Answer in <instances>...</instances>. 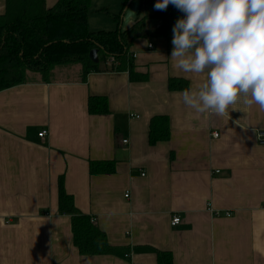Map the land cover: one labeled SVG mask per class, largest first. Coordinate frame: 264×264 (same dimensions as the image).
Masks as SVG:
<instances>
[{
	"label": "crops",
	"instance_id": "crops-1",
	"mask_svg": "<svg viewBox=\"0 0 264 264\" xmlns=\"http://www.w3.org/2000/svg\"><path fill=\"white\" fill-rule=\"evenodd\" d=\"M108 4L115 5L111 13L123 6L92 0L91 30L118 27L98 11ZM5 11L0 0V15ZM95 14L111 23L91 26L98 25ZM154 14L153 4L135 0L122 28L145 17L154 31L162 25ZM173 35L172 28L134 40V71L145 80L103 62L83 81L82 66L72 64L55 71L73 77L0 91V264H158L160 251L170 252L173 264H264V144L257 138L264 111L238 102L217 116L184 106L180 94L204 76L174 67ZM172 79L187 87L171 88ZM90 96L107 97L109 113L90 114ZM160 115L169 119L170 139L152 145L151 120ZM91 161H113L116 171L92 174ZM60 176L115 253H80L71 217L59 212ZM174 215L182 218L178 226Z\"/></svg>",
	"mask_w": 264,
	"mask_h": 264
},
{
	"label": "trees",
	"instance_id": "trees-1",
	"mask_svg": "<svg viewBox=\"0 0 264 264\" xmlns=\"http://www.w3.org/2000/svg\"><path fill=\"white\" fill-rule=\"evenodd\" d=\"M135 0H122L118 13H111L108 7L100 12L111 15L117 22L115 30H91L88 15L92 0H58L48 8L46 0H6V11L0 15V91L30 81L28 72L48 75L52 69L61 65L80 64L83 81L90 72H100V64L115 58L111 66L114 71H128L132 80H145L146 76L134 71V60L130 48L135 39L146 35H167L178 19L185 13L169 4L165 10L155 9L154 17L162 20V25L154 31L146 30L145 17L129 29L122 28L123 15ZM157 0H145V4L155 5ZM99 50L100 62L90 58V52ZM119 60V61H118ZM43 80V79H42ZM50 79H44L49 82ZM171 88H186L185 82L170 80ZM90 114L109 113L108 98L90 96ZM171 131L166 116H155L151 120L149 142L154 145L168 141ZM113 161L90 162L92 174L114 173ZM59 212L71 217L73 242L83 255H103L115 253L107 235L83 213L75 204L74 196L65 188L64 176L59 177ZM158 264H173L170 252L158 253Z\"/></svg>",
	"mask_w": 264,
	"mask_h": 264
},
{
	"label": "clouds",
	"instance_id": "clouds-1",
	"mask_svg": "<svg viewBox=\"0 0 264 264\" xmlns=\"http://www.w3.org/2000/svg\"><path fill=\"white\" fill-rule=\"evenodd\" d=\"M169 4L185 13L173 27L174 67L204 76L180 94L183 105L217 116L238 102L264 111V0H157L154 7Z\"/></svg>",
	"mask_w": 264,
	"mask_h": 264
},
{
	"label": "rangeland",
	"instance_id": "rangeland-1",
	"mask_svg": "<svg viewBox=\"0 0 264 264\" xmlns=\"http://www.w3.org/2000/svg\"><path fill=\"white\" fill-rule=\"evenodd\" d=\"M99 2H104L105 0H98ZM106 7H108L111 11H113L114 9V7H115V5H113V4H108V5H106ZM89 15H92V11H91V9H90V12H89ZM125 15V14H124ZM95 18H97V24L98 25H91V26H99L100 24H102V21L103 20H108L110 23H111V20H109L110 18H109V16H103V15H101V14H95V16H94ZM108 17V18H107ZM124 20V19H123ZM100 28H102V29H104V27H100ZM100 28H98V29H100ZM97 29V30H98ZM105 30H108V29H105ZM99 51V50H98ZM98 55H99V53H98ZM99 58H100V56H99ZM75 65H78V66H80V64H75ZM78 66H75V67H78ZM57 67H59V66H57ZM55 69H56V67H54L53 69H52V71L48 74V75H43V74H41V73H35V72H28L27 73V78L29 79V80H34V79H40V80H44V79H54V77H56L57 76V74H58V76H60V77H73V76H75V74H74V72L72 71V72H65V73H63V74H61V75H59V73H57L56 74V71H55ZM49 76V77H48ZM56 79H57V77H56Z\"/></svg>",
	"mask_w": 264,
	"mask_h": 264
},
{
	"label": "built area",
	"instance_id": "built-area-1",
	"mask_svg": "<svg viewBox=\"0 0 264 264\" xmlns=\"http://www.w3.org/2000/svg\"><path fill=\"white\" fill-rule=\"evenodd\" d=\"M149 47H152V45H150ZM115 61H116V60H115L114 57H110V58L107 60L108 64L111 65V66L115 64ZM38 135H39V137L44 138V137H46V136L48 135V131L44 129V130L40 131V132L38 133ZM213 136L216 138V137L219 136V133H218V132H214V133H213ZM257 138H258V141H259L261 144H264V130H259V131H258ZM123 142H124V143H127L128 141L125 140V141H123ZM126 196L128 197V194H127ZM208 207H209V205H208ZM208 209H209L210 211L214 210V209H212L211 207H209ZM217 212H218V211H217ZM218 213H219V212H218ZM231 215H232L231 212H226V216H231ZM92 221H94V219H93ZM181 222H182V218L180 217V215H174V216L172 217L171 224H172L173 226H178Z\"/></svg>",
	"mask_w": 264,
	"mask_h": 264
},
{
	"label": "water",
	"instance_id": "water-1",
	"mask_svg": "<svg viewBox=\"0 0 264 264\" xmlns=\"http://www.w3.org/2000/svg\"><path fill=\"white\" fill-rule=\"evenodd\" d=\"M98 53H99L98 49H94V50H92L90 52V58L95 63H99L100 62V58H99Z\"/></svg>",
	"mask_w": 264,
	"mask_h": 264
},
{
	"label": "bare ground",
	"instance_id": "bare-ground-1",
	"mask_svg": "<svg viewBox=\"0 0 264 264\" xmlns=\"http://www.w3.org/2000/svg\"><path fill=\"white\" fill-rule=\"evenodd\" d=\"M119 61V60H118ZM113 67V66H112ZM49 77V76H48Z\"/></svg>",
	"mask_w": 264,
	"mask_h": 264
}]
</instances>
